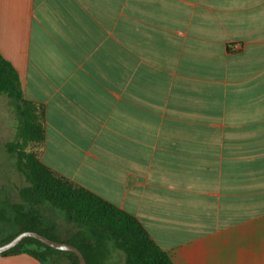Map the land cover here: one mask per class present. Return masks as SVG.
Wrapping results in <instances>:
<instances>
[{
	"label": "crops",
	"instance_id": "0c3cea01",
	"mask_svg": "<svg viewBox=\"0 0 264 264\" xmlns=\"http://www.w3.org/2000/svg\"><path fill=\"white\" fill-rule=\"evenodd\" d=\"M0 55L45 108L44 165L173 264H264V0H0Z\"/></svg>",
	"mask_w": 264,
	"mask_h": 264
},
{
	"label": "trees",
	"instance_id": "16d2710c",
	"mask_svg": "<svg viewBox=\"0 0 264 264\" xmlns=\"http://www.w3.org/2000/svg\"><path fill=\"white\" fill-rule=\"evenodd\" d=\"M0 96L10 100L17 118L16 139L5 145V153L15 159L16 169L27 184L19 191L23 203L11 206L12 221L18 232L0 242V246L22 232H36L76 247L87 264H106L112 251L123 255L120 264H173L137 218L41 162L45 146V108L25 99L17 71L1 55ZM44 206L60 211L64 220L77 230L66 240L56 238L52 230L43 226L41 209ZM0 221H11L4 208L0 210ZM19 255H28L41 264L53 257L79 264L75 254L54 250L32 238H25L1 257Z\"/></svg>",
	"mask_w": 264,
	"mask_h": 264
},
{
	"label": "rangeland",
	"instance_id": "374dc122",
	"mask_svg": "<svg viewBox=\"0 0 264 264\" xmlns=\"http://www.w3.org/2000/svg\"><path fill=\"white\" fill-rule=\"evenodd\" d=\"M16 132L17 118L14 107L8 98L0 96V210L4 208L9 218H11V221H0V242L18 232V227L12 221L14 214L11 206L23 203L19 191L27 185L16 169L15 159L5 153V145L16 139ZM41 211L45 216H49L50 219L60 224L63 223L60 211L52 210L47 206L42 207ZM54 235L59 239L57 233ZM123 259L121 253L112 251L111 257L106 264H120Z\"/></svg>",
	"mask_w": 264,
	"mask_h": 264
},
{
	"label": "water",
	"instance_id": "95a60500",
	"mask_svg": "<svg viewBox=\"0 0 264 264\" xmlns=\"http://www.w3.org/2000/svg\"><path fill=\"white\" fill-rule=\"evenodd\" d=\"M25 238H32L38 240L42 244L58 251L73 253L77 256L79 264H87L83 254L74 246L64 243L50 240L36 232H22L15 236L10 242L0 246V256L9 250H12L19 245Z\"/></svg>",
	"mask_w": 264,
	"mask_h": 264
}]
</instances>
